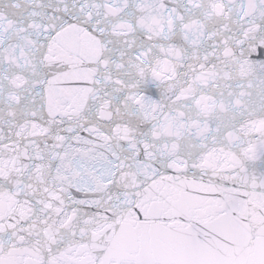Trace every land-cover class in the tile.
<instances>
[{
    "label": "snow or ice",
    "instance_id": "snow-or-ice-1",
    "mask_svg": "<svg viewBox=\"0 0 264 264\" xmlns=\"http://www.w3.org/2000/svg\"><path fill=\"white\" fill-rule=\"evenodd\" d=\"M0 264H264V0H0Z\"/></svg>",
    "mask_w": 264,
    "mask_h": 264
}]
</instances>
